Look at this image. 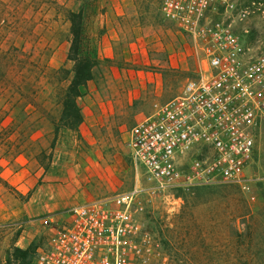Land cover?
<instances>
[{"label": "rangeland", "instance_id": "374dc122", "mask_svg": "<svg viewBox=\"0 0 264 264\" xmlns=\"http://www.w3.org/2000/svg\"><path fill=\"white\" fill-rule=\"evenodd\" d=\"M238 1L257 10L234 29L264 44V0ZM79 11L95 65L76 99L81 122L67 130L56 98L71 77L67 13ZM200 57L159 0H0V264H25L12 249L41 247L70 207L132 189L129 129L196 77ZM244 174V189L189 188L146 203L145 264H264V134Z\"/></svg>", "mask_w": 264, "mask_h": 264}, {"label": "built area", "instance_id": "2783aa9c", "mask_svg": "<svg viewBox=\"0 0 264 264\" xmlns=\"http://www.w3.org/2000/svg\"><path fill=\"white\" fill-rule=\"evenodd\" d=\"M256 10L238 0H159L162 19L198 46L196 77L129 129L132 189L65 210L67 223L31 264H145L151 246L139 215L146 203L189 188H245L264 134V44L247 42L233 25Z\"/></svg>", "mask_w": 264, "mask_h": 264}, {"label": "trees", "instance_id": "16d2710c", "mask_svg": "<svg viewBox=\"0 0 264 264\" xmlns=\"http://www.w3.org/2000/svg\"><path fill=\"white\" fill-rule=\"evenodd\" d=\"M67 21L69 23V41L66 60L71 62V77L66 80L64 77L59 80L63 83L60 88L58 97L56 98V106L58 107L59 119L58 123L61 128L72 130L81 122L80 109L76 104V99L82 94L88 81L92 79V70L95 65L94 54L90 52V47L86 44L85 39V23L81 11L68 12ZM8 67H0V84L7 77ZM64 72V71H63ZM56 130L58 126L52 125ZM52 145H50L49 149ZM39 155H44L43 150H39L35 156L37 161ZM34 248L12 249V256L15 260L25 264H31L34 255Z\"/></svg>", "mask_w": 264, "mask_h": 264}, {"label": "crops", "instance_id": "0c3cea01", "mask_svg": "<svg viewBox=\"0 0 264 264\" xmlns=\"http://www.w3.org/2000/svg\"><path fill=\"white\" fill-rule=\"evenodd\" d=\"M112 6L114 7V8H116V4L115 5H113L112 4ZM118 14V13H117ZM111 40H113V36H111V35H109V36H106V47L109 45V43H110V41ZM112 42V41H111ZM42 209H41V211H44V210H46L47 209V201L45 200V199H43V202H42ZM50 210H46V211H44V212H49ZM39 214H41V213H39ZM15 244H18V243H15Z\"/></svg>", "mask_w": 264, "mask_h": 264}]
</instances>
